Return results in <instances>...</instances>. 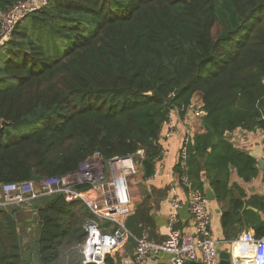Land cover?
Instances as JSON below:
<instances>
[{
    "label": "trees",
    "instance_id": "16d2710c",
    "mask_svg": "<svg viewBox=\"0 0 264 264\" xmlns=\"http://www.w3.org/2000/svg\"><path fill=\"white\" fill-rule=\"evenodd\" d=\"M0 85V185L62 177L93 153L141 151L150 178L169 112L199 96L190 178L226 133L264 127V0H49L0 47ZM32 205L33 264H82L90 212L62 195ZM18 223L0 206V264H24Z\"/></svg>",
    "mask_w": 264,
    "mask_h": 264
},
{
    "label": "built area",
    "instance_id": "2783aa9c",
    "mask_svg": "<svg viewBox=\"0 0 264 264\" xmlns=\"http://www.w3.org/2000/svg\"><path fill=\"white\" fill-rule=\"evenodd\" d=\"M48 2L49 0H29L17 3L7 13L0 11V47L10 40L13 29L20 20L45 7ZM174 114H178L176 110L169 112L167 120L163 123L166 127V139L172 138L176 133ZM199 114L204 116L201 107ZM193 139V136L187 134L180 140L176 183V187L184 191L188 200L193 235L183 233L177 228L181 201L173 194L169 200L167 236L163 242L155 243L144 236L135 238L126 229L125 223L133 208L129 195L130 183L131 178L140 172L143 159L141 151L134 156L114 157L109 160H104L99 153H93L81 162L75 171L62 177L0 185V206H29L39 199L54 195H62L67 203H81L94 218L82 225L85 234L81 245L82 264H104L106 257L123 246L128 239H132L135 245V264H143L160 256H168L171 264L197 261L201 264H217L218 242L211 234L206 200L201 192L193 188L188 176V150L193 144ZM166 154L167 151L161 150L159 157ZM97 221L105 222L111 228L102 229ZM229 246L232 256L230 264H243L242 253L247 255L245 263L264 264V236L256 237L245 232L238 239L231 241Z\"/></svg>",
    "mask_w": 264,
    "mask_h": 264
},
{
    "label": "crops",
    "instance_id": "0c3cea01",
    "mask_svg": "<svg viewBox=\"0 0 264 264\" xmlns=\"http://www.w3.org/2000/svg\"><path fill=\"white\" fill-rule=\"evenodd\" d=\"M200 107L201 99L196 96L182 115L174 114L176 133L172 138L164 137L166 127L162 126L159 145L167 154L161 156L157 162L154 176L144 179L140 169L139 177L134 182L131 181L129 195L133 208L125 227L133 237L144 236L155 243L165 240L170 213L169 200L172 194L181 201L177 228L183 233L193 235L186 194L176 187L177 160L182 136L189 134L195 137L204 132L201 124L203 117L199 114ZM225 147L230 150L225 151ZM190 180L193 188L201 192L205 200L206 189L211 193L212 199L206 200V208L210 215L212 237L218 242V260L219 253L227 252L231 262L229 243L238 239L242 233L248 232L256 237L264 236V127L252 130L237 128L226 133L222 143L214 151L208 149L205 158L198 159V164L194 166L192 174L190 173ZM31 205L18 207V226L22 231L21 252L29 247L32 249L30 243L35 239L36 216L35 211L29 208ZM97 223L100 228L109 230L105 222ZM134 247L133 240L128 239L123 246L108 256L109 263L135 264ZM242 255L247 259L246 253ZM33 262L31 251L29 264ZM243 262L248 264L245 259ZM143 264L171 263L168 256H160Z\"/></svg>",
    "mask_w": 264,
    "mask_h": 264
},
{
    "label": "water",
    "instance_id": "95a60500",
    "mask_svg": "<svg viewBox=\"0 0 264 264\" xmlns=\"http://www.w3.org/2000/svg\"><path fill=\"white\" fill-rule=\"evenodd\" d=\"M172 97H169L167 99V101H170ZM1 126H5V123H2ZM32 180L34 181H37L38 178L37 177H32ZM205 194H206V200H211L212 199V196H211V193L209 190L206 189L205 191ZM31 247H29L28 249L24 250L21 254L22 256V260H23V263L24 264H29L30 261H31ZM187 264H201L200 261H197V262H189ZM217 264H230V261H229V253L227 252H221L219 253V260H218V263Z\"/></svg>",
    "mask_w": 264,
    "mask_h": 264
},
{
    "label": "rangeland",
    "instance_id": "374dc122",
    "mask_svg": "<svg viewBox=\"0 0 264 264\" xmlns=\"http://www.w3.org/2000/svg\"><path fill=\"white\" fill-rule=\"evenodd\" d=\"M0 87H1V85H0ZM20 129H22V128H20ZM139 175H140V172H139L136 176L132 177V178H131V181L134 182V180H135L137 177H139ZM31 207H33V205H31L29 208H31ZM105 224H106V227H107L108 229L111 228V226H110L109 224H107V223H105Z\"/></svg>",
    "mask_w": 264,
    "mask_h": 264
}]
</instances>
